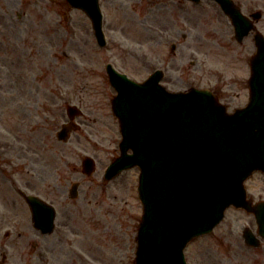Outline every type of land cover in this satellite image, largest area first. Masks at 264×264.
<instances>
[{
  "label": "rangeland",
  "instance_id": "1",
  "mask_svg": "<svg viewBox=\"0 0 264 264\" xmlns=\"http://www.w3.org/2000/svg\"><path fill=\"white\" fill-rule=\"evenodd\" d=\"M256 1H247L245 11L263 8L264 0ZM100 2L104 48L98 46L87 15L71 9L66 0H0V64L8 66L0 72V264H9L11 257L7 252L4 259L2 249L10 225L29 224V207L15 186L54 203L57 222L77 223L73 247L62 235V264H134L143 215L140 170L104 179L106 168L120 155L122 139L112 111L116 91L106 73L108 63L139 82L164 69L163 85L169 90L211 89L230 112L249 101L253 41L233 40L231 25L214 2ZM263 25L264 19L258 26ZM69 104L83 110L76 119L81 129L62 143L56 133L68 121ZM86 156L97 163L89 177L82 167ZM74 182L81 185L79 197L72 200ZM246 187L254 202L264 200L262 173H254ZM246 227L257 231L254 216L230 208L213 233L188 245V264H264V241L258 249L248 248L242 238ZM19 231L29 242L37 235L30 227ZM21 250L12 252L17 261L36 248L32 244Z\"/></svg>",
  "mask_w": 264,
  "mask_h": 264
},
{
  "label": "water",
  "instance_id": "2",
  "mask_svg": "<svg viewBox=\"0 0 264 264\" xmlns=\"http://www.w3.org/2000/svg\"><path fill=\"white\" fill-rule=\"evenodd\" d=\"M68 3L87 12L102 43L98 0ZM222 6L232 14L229 3ZM233 22L240 41L250 29L236 8ZM251 69L250 104L228 114L207 90L168 92L159 84L161 71L138 84L108 66L118 91L113 110L121 121L123 140L121 156L108 168L106 179L135 166L141 170L138 190L144 214L135 264H186L187 243L211 232L231 205L253 212L264 237V202L253 206L244 185L255 171L264 173V38L257 39ZM67 111L71 119L82 114L75 106ZM78 128L73 122L64 124L59 140L66 142ZM94 167L93 159L86 158L85 173L91 175ZM77 188L78 184L72 186L73 197ZM28 202L37 226L50 230L53 207L33 196ZM244 237L248 244L259 245L251 230Z\"/></svg>",
  "mask_w": 264,
  "mask_h": 264
},
{
  "label": "flooded vegetation",
  "instance_id": "3",
  "mask_svg": "<svg viewBox=\"0 0 264 264\" xmlns=\"http://www.w3.org/2000/svg\"><path fill=\"white\" fill-rule=\"evenodd\" d=\"M247 1L250 2V0H244L245 3H247ZM251 2H257L258 3V1H256V0H251ZM255 5H257V4H255ZM263 9H264V6H263ZM257 23L258 22H256V24ZM258 29H259V31H261L264 34V25L261 28L258 27ZM250 37L253 40L254 34H251ZM2 55H3V53L0 50V58H2ZM5 67H8V66L6 64L5 65L0 64V72L4 73L2 69ZM28 217H29V224L27 226L22 225V224H18V223H13L12 225H10V228L12 229V231H7L5 233V237L7 239L6 240V246L9 249H11L12 251L19 250V249H22L21 251H23L26 246L28 247L32 244H34V247L36 248V251H35L37 253L36 256L32 255L33 258L27 259L24 255L19 259V260H21V263H18V264H62V262H61L62 235H65V237L69 241L68 242L69 245L73 246L75 244L76 240H74V241L71 240L69 235H70V233H77L76 224L74 222L72 223L71 220L59 222L60 227L65 228L64 232L61 230L55 229L50 234H44L41 230H37L34 227V224L31 221V215H28ZM73 224H75V226ZM96 225H97V222H96ZM99 225H100V223H99ZM24 227H26V228H24ZM27 227L34 229L35 232L37 233L36 243H32V242L27 241L25 233H21L19 231V230L26 231ZM2 249H3V247H2ZM68 253L73 254V252L71 250ZM13 258H14V255L11 254L10 264H13V262H15V260Z\"/></svg>",
  "mask_w": 264,
  "mask_h": 264
}]
</instances>
